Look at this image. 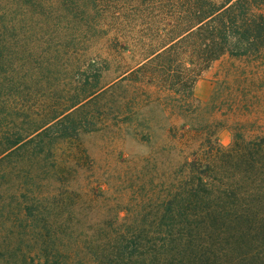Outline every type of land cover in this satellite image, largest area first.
Here are the masks:
<instances>
[{
  "label": "trees",
  "instance_id": "1",
  "mask_svg": "<svg viewBox=\"0 0 264 264\" xmlns=\"http://www.w3.org/2000/svg\"><path fill=\"white\" fill-rule=\"evenodd\" d=\"M225 57L212 121L74 187L94 166L76 110L129 77L189 113ZM263 116L264 0H0V263L264 264Z\"/></svg>",
  "mask_w": 264,
  "mask_h": 264
},
{
  "label": "rangeland",
  "instance_id": "2",
  "mask_svg": "<svg viewBox=\"0 0 264 264\" xmlns=\"http://www.w3.org/2000/svg\"><path fill=\"white\" fill-rule=\"evenodd\" d=\"M127 62L131 61L127 59ZM233 63L237 65V61L225 57L196 79L192 95L198 105L192 106L189 113L172 106L166 99L167 94L154 85L134 83L129 77L119 81L112 92L93 98L76 110L71 119L84 116L85 121L77 124V136L93 158L94 166L89 173L92 176L88 185L81 181L74 187L91 189L97 184L102 186L107 183L108 177L116 181L118 170L125 169L118 168V154L126 159L145 157L150 152V146L161 142L164 136H189L195 124L212 121L210 104L216 81L223 78ZM106 100L109 102L106 103ZM104 103L105 106L100 108ZM213 120L214 140L225 149L232 141L234 125L219 116L213 117ZM65 125L70 128L69 122ZM262 127L264 130V122ZM107 186L104 185V188Z\"/></svg>",
  "mask_w": 264,
  "mask_h": 264
}]
</instances>
